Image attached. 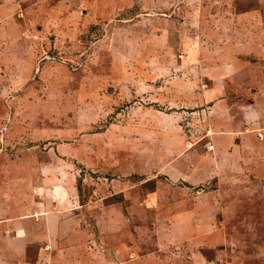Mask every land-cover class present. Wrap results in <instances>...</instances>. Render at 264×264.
<instances>
[{"label":"rangeland","instance_id":"1","mask_svg":"<svg viewBox=\"0 0 264 264\" xmlns=\"http://www.w3.org/2000/svg\"><path fill=\"white\" fill-rule=\"evenodd\" d=\"M258 2L0 0V264H264Z\"/></svg>","mask_w":264,"mask_h":264},{"label":"crops","instance_id":"2","mask_svg":"<svg viewBox=\"0 0 264 264\" xmlns=\"http://www.w3.org/2000/svg\"><path fill=\"white\" fill-rule=\"evenodd\" d=\"M262 2L264 1V0H261ZM262 2H260V0H259V2H258V10L256 11V12H262V9H264V2L262 3ZM261 28H264L263 26L261 27ZM232 68V67H231ZM241 130V129H240ZM245 130H246V127H245ZM237 133H236V135H240L243 131H236ZM239 138V139H238ZM236 137V139H238L237 140V142L238 141H240V142H242V137ZM77 142H75V143H70V148H69V146H67V145H65L64 143H56L55 144V147H54V150H56V151H61L62 152V150H69L70 151V155H68V154H61L63 157H65V156H69V157H78V155L81 153V151H82V149H81V151H80V148H79V145L78 144H80V142H81V140H76ZM245 144L247 143L246 142V139H245V141H243ZM51 144V143H50ZM237 144V143H236ZM51 150V149H50ZM52 151H53V149H52ZM235 151L236 152H238V151H242V147H237V145L235 146ZM60 152V153H61ZM81 155H82V153H81ZM234 155H237V153H233L232 154V158H234ZM245 155V154H244ZM242 157V156H241ZM245 157V156H244ZM244 169V168H243ZM248 173V172H247ZM246 173V174H247ZM181 179V181H185L184 180V178H180ZM58 191V190H57ZM57 191H55L54 189H52V190H50V192H49V195L51 196V198H52V204L53 203H67V200L70 198V189H68V190H66V192L68 193V196H69V198H66L63 202H61V197H62V194L60 193V192H57ZM116 196H118V195H115V196H111V197H109V198H114V197H116ZM106 199H108V198H106ZM105 199V200H106ZM104 200V201H105ZM104 201H103V204H104V206H106V207H108V206H112V205H117L116 203H111V204H105L104 203ZM122 203V202H121ZM41 203H38V204H35V205H37V207L39 208L38 209V211L37 212H35V218H36V220H34L35 222L36 221H38L39 223H41L44 219H46V221L49 223L50 221H53L52 220V218H48V217H43V218H41L42 216L40 215L42 212H41V210H45V208L46 207H42L41 205H40ZM39 205V206H38ZM56 206H57V204H56ZM36 213H37V215H36ZM56 214V212L54 213V214H52L53 216ZM45 216H48V215H45ZM52 216V217H53ZM26 221H28V220H24L23 221V223L25 224V222ZM7 225V226H6ZM19 225V224H18ZM28 225V224H27ZM11 226V224H8V221L7 220H3V221H0V228L1 229H5V228H8V227H10Z\"/></svg>","mask_w":264,"mask_h":264},{"label":"trees","instance_id":"3","mask_svg":"<svg viewBox=\"0 0 264 264\" xmlns=\"http://www.w3.org/2000/svg\"><path fill=\"white\" fill-rule=\"evenodd\" d=\"M148 192H150V193L154 192V185L152 187H150ZM120 197H122V196L120 195ZM118 201H121V199H119ZM115 202H117V199L116 198L114 199L113 197L108 198L104 201L105 204H111V203H115Z\"/></svg>","mask_w":264,"mask_h":264},{"label":"bare ground","instance_id":"4","mask_svg":"<svg viewBox=\"0 0 264 264\" xmlns=\"http://www.w3.org/2000/svg\"><path fill=\"white\" fill-rule=\"evenodd\" d=\"M41 215V214H40Z\"/></svg>","mask_w":264,"mask_h":264}]
</instances>
